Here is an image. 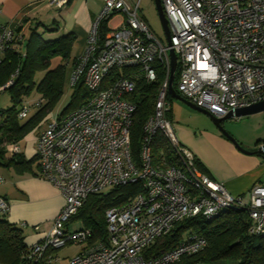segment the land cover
<instances>
[{"label": "built area", "instance_id": "1", "mask_svg": "<svg viewBox=\"0 0 264 264\" xmlns=\"http://www.w3.org/2000/svg\"><path fill=\"white\" fill-rule=\"evenodd\" d=\"M56 8L70 0H45ZM178 69L176 90L196 106L223 117L238 108L264 100V0H161ZM139 1L102 0L83 53L75 58L69 82L83 81L89 95L80 107L51 116L36 139L40 176L58 188L63 204L41 240L27 245L25 256L34 264H60L56 249L85 244L65 264H178L207 245V239L186 231L178 244L148 253L155 241L183 218L201 214L212 219L226 210L245 208L248 233L264 235V186L254 184L234 195L210 179L195 164L193 153L178 140L167 114L170 72L169 47L139 14ZM124 16L99 44V25L114 14ZM24 38L10 26H0V62L9 44ZM166 77L151 114L142 127L138 158L130 146V127L136 103L128 98L137 78L156 79L155 63ZM113 68H131L103 87ZM17 70L11 75L14 77ZM12 81L6 82L3 89ZM41 100L26 102L19 112L26 118ZM161 136L177 164L155 162L152 146ZM13 154L17 143L7 145ZM139 183L142 191L122 206L105 211L106 241L88 243L90 228H67L90 194L118 185ZM9 209L0 196V214Z\"/></svg>", "mask_w": 264, "mask_h": 264}, {"label": "trees", "instance_id": "2", "mask_svg": "<svg viewBox=\"0 0 264 264\" xmlns=\"http://www.w3.org/2000/svg\"><path fill=\"white\" fill-rule=\"evenodd\" d=\"M109 19L102 20L99 25V44L109 31L107 26ZM26 22L27 19H23L20 24L10 27L16 32H22ZM27 29L23 47L20 48L21 42L18 46L9 44L0 62V87L5 82L12 81L3 89L0 88V91L9 90L11 101L10 107L0 108V167H14L18 173L30 171L36 157L25 159L22 154L10 152L7 145L20 142L33 131L41 115L45 114L43 112L58 100L67 75L68 61L74 41V34L71 32L54 38L45 37L46 33L53 32L56 28H50L41 23L30 25ZM54 58H59V62L51 67L50 64ZM155 67L156 79L147 82L143 78H137L135 90L128 95V98L136 103L130 127V146L135 159L138 158L143 124L153 110L159 87L166 77V70L160 62L155 63ZM15 70L17 74L11 77ZM40 71L44 73L36 83L35 75ZM132 71L131 68H113L102 86L106 87L117 78L127 76ZM177 78L178 69L175 71L173 80L175 90ZM74 86L73 97L78 95L77 101L75 103L72 101L58 116L86 102L89 92L83 81H79ZM33 92L38 95L29 99ZM166 97L171 102L172 97L168 93ZM39 99L41 105L36 107L34 115L27 120L19 117V112L26 102ZM152 153L155 162L161 161L164 157L166 164L179 165L161 136L155 139ZM256 154L263 155L264 153ZM195 164H197L196 161ZM140 191L142 189L139 183H129L118 185L106 193L90 194L77 213L69 219L67 225L74 219L80 218L82 227L90 228L92 231L88 240L89 244L96 241L105 242L107 238L105 211L110 207L124 205ZM248 225L249 217L245 208L226 210L212 219H206L201 214L186 217L176 222L171 230L159 237L147 251L158 253L163 249L172 248L178 244L186 231H193L203 235L207 239V245L201 251L183 257L178 264L215 263L221 260L235 264H264V235L248 233ZM26 247L22 227L10 222L5 214H0V264H34L25 256Z\"/></svg>", "mask_w": 264, "mask_h": 264}, {"label": "crops", "instance_id": "3", "mask_svg": "<svg viewBox=\"0 0 264 264\" xmlns=\"http://www.w3.org/2000/svg\"><path fill=\"white\" fill-rule=\"evenodd\" d=\"M129 1L134 4L139 0ZM101 7L102 0H70L60 9L49 5L45 0H0V26H16L27 19L20 48L23 47L27 27L36 23L56 28L44 35L47 38L73 33L74 41L68 61L70 72L75 58L85 49L89 31ZM141 16L144 18L142 14ZM123 19L124 16L120 13L111 16L107 23L109 30L121 25ZM167 116L180 143L193 153L198 169L210 179L222 183L228 192L245 195L254 184L264 186V154L241 152L215 128L180 126L176 121V114L172 112V102ZM236 138L244 149L255 150L264 142V129L256 133L249 143ZM17 144L20 147L19 154L25 159L35 156L36 160L32 163L31 170L24 173L16 172L14 167H0V196L9 204L5 217L22 227L25 242L29 245L41 240L49 231L62 207L63 197L58 188L40 176L36 142Z\"/></svg>", "mask_w": 264, "mask_h": 264}, {"label": "rangeland", "instance_id": "4", "mask_svg": "<svg viewBox=\"0 0 264 264\" xmlns=\"http://www.w3.org/2000/svg\"><path fill=\"white\" fill-rule=\"evenodd\" d=\"M139 2H140V7L138 9L139 14H142L144 16L146 23L150 26L153 32L157 35V37L161 40L163 44H166V40L164 37L162 27L160 25V21L154 5V1L139 0ZM25 41L26 40H24V43ZM57 62H59V58H54V60H52L50 64L51 67H54L57 64ZM43 73L44 71H40L36 73L34 79L36 83H38ZM66 74L67 75L65 77V82L63 83L62 86V92L58 100L53 104V106H51L49 109H46L43 112L45 114L41 115L36 128L33 131H31L27 136H25L20 142H36L39 133L45 128L46 122L48 121L49 117L60 114L72 101L74 103L77 101L79 96L76 95L75 97H73L75 86L71 85L69 82L68 67ZM37 95L38 94L36 92H33L29 99H32ZM171 102H172V112L176 114L177 117L176 121H178V124L180 126H190L192 128H200V129L215 128L218 130V128L215 126L212 120L205 114L190 109L189 107L184 105L181 101L175 98H171ZM10 106H11V101H10L9 90L0 91V108L6 109ZM34 108L36 107L30 108L28 112V117L25 118V120L29 119L32 115H34L36 111V109ZM221 126L226 132H228L236 140H237L236 137H239L243 139L245 142L249 143L248 141L254 139L256 133L264 129V112H258L241 117L227 118L221 122ZM262 144H264V142ZM111 189H112L111 187H107L102 191V193H106ZM244 197L247 199L248 192L247 194H245ZM66 226L70 230H75L82 227V221L80 218H76ZM84 246L85 244L72 243L66 245L65 247L56 249L54 253H56L60 257V264H65L69 258L74 256ZM203 264H235V263L231 261L221 260L215 263L205 262Z\"/></svg>", "mask_w": 264, "mask_h": 264}, {"label": "water", "instance_id": "5", "mask_svg": "<svg viewBox=\"0 0 264 264\" xmlns=\"http://www.w3.org/2000/svg\"><path fill=\"white\" fill-rule=\"evenodd\" d=\"M153 1H154V5L156 8L157 14H158L160 25H161L163 33H164L166 44L169 47L168 55H169V60H170V72H169L168 88H167L168 94L172 98H175V99L181 101L182 103H184L190 109L198 111V112L203 113L206 116H208L212 120V122L215 124V126L218 128V130L221 132V134H223L226 138H228L241 152H244L247 154L264 153V144L260 145L255 150H251V151L246 150L239 144V142L235 138H233L221 126V122L227 118L241 117V116H247V115H251L254 113H258V112H264V100L259 101V102L254 103V104H251V105L246 106V107L238 108L235 110L234 114L229 112L225 116L219 118V117H216L213 114H211L209 111H207L203 108H200V107L196 106L195 104L191 103L190 101L185 99L183 96H181L174 89L173 80H174V75H175L176 66H177V58H176V54H175L173 48L170 47L171 46L170 31H169V27H168L167 18L164 14V11H163L161 0H153Z\"/></svg>", "mask_w": 264, "mask_h": 264}]
</instances>
